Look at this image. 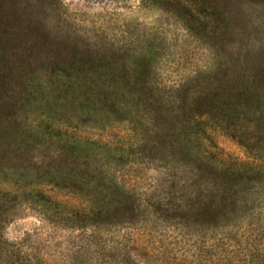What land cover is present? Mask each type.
<instances>
[{"label":"rangeland","instance_id":"obj_1","mask_svg":"<svg viewBox=\"0 0 264 264\" xmlns=\"http://www.w3.org/2000/svg\"><path fill=\"white\" fill-rule=\"evenodd\" d=\"M0 264H264V0H0Z\"/></svg>","mask_w":264,"mask_h":264}]
</instances>
